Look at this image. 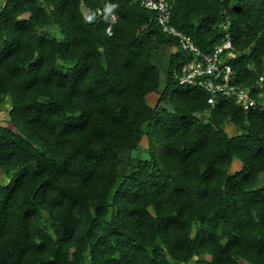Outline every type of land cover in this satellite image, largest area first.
Instances as JSON below:
<instances>
[{"label": "trees", "instance_id": "16d2710c", "mask_svg": "<svg viewBox=\"0 0 264 264\" xmlns=\"http://www.w3.org/2000/svg\"><path fill=\"white\" fill-rule=\"evenodd\" d=\"M155 16L0 0V264H264V0L171 6L201 53L230 39L247 111L179 84L193 53Z\"/></svg>", "mask_w": 264, "mask_h": 264}, {"label": "built area", "instance_id": "2783aa9c", "mask_svg": "<svg viewBox=\"0 0 264 264\" xmlns=\"http://www.w3.org/2000/svg\"><path fill=\"white\" fill-rule=\"evenodd\" d=\"M174 0H132L148 10L156 13V22L164 33L178 38L180 46L193 53L192 59L185 62L181 67L183 74L178 78L179 84L198 85L210 93L209 103H213L216 94L225 96L233 95L237 104L244 111L254 109L256 104L249 95V87L237 86L231 81L236 77V71L227 62L229 58L235 57L230 39L227 37L214 51L209 54L201 53L190 37L183 31L178 30L170 23L171 6ZM98 13L100 11L98 10ZM111 22H114V14H110ZM110 34V26L106 28ZM226 51V53H224ZM224 53V56L221 54ZM264 79L259 77V81Z\"/></svg>", "mask_w": 264, "mask_h": 264}, {"label": "rangeland", "instance_id": "374dc122", "mask_svg": "<svg viewBox=\"0 0 264 264\" xmlns=\"http://www.w3.org/2000/svg\"><path fill=\"white\" fill-rule=\"evenodd\" d=\"M50 31L54 32L55 27L50 29ZM161 89L162 88H159V92L161 91ZM159 92L151 94L148 96V102L153 108L156 107L157 100L159 98ZM7 102H9V101L7 100ZM7 102L0 104V123L1 124H7L8 126H10V123H8L6 121L7 120V109H8V103ZM202 117H204V116H202ZM231 132H233V131H231ZM141 146L144 150L147 149L145 138H143ZM263 179H264V175H263ZM0 182H5L3 170H1V169H0ZM241 264H247V263H241Z\"/></svg>", "mask_w": 264, "mask_h": 264}]
</instances>
